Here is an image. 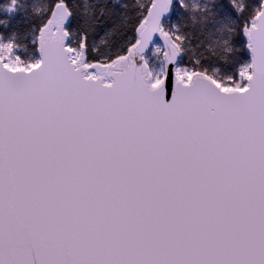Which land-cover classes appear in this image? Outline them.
Listing matches in <instances>:
<instances>
[{
    "label": "snow or ice",
    "instance_id": "1",
    "mask_svg": "<svg viewBox=\"0 0 264 264\" xmlns=\"http://www.w3.org/2000/svg\"><path fill=\"white\" fill-rule=\"evenodd\" d=\"M0 264H264V0H0Z\"/></svg>",
    "mask_w": 264,
    "mask_h": 264
}]
</instances>
